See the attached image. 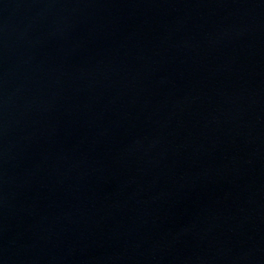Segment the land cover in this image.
<instances>
[{"label": "water", "instance_id": "obj_1", "mask_svg": "<svg viewBox=\"0 0 264 264\" xmlns=\"http://www.w3.org/2000/svg\"><path fill=\"white\" fill-rule=\"evenodd\" d=\"M0 264H264V0H0Z\"/></svg>", "mask_w": 264, "mask_h": 264}]
</instances>
